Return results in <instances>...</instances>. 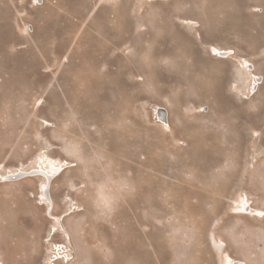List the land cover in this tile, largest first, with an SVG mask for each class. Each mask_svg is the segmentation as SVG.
<instances>
[{
	"label": "rangeland",
	"instance_id": "374dc122",
	"mask_svg": "<svg viewBox=\"0 0 264 264\" xmlns=\"http://www.w3.org/2000/svg\"><path fill=\"white\" fill-rule=\"evenodd\" d=\"M60 163L1 264H264V0H0V170Z\"/></svg>",
	"mask_w": 264,
	"mask_h": 264
},
{
	"label": "bare ground",
	"instance_id": "6f19581e",
	"mask_svg": "<svg viewBox=\"0 0 264 264\" xmlns=\"http://www.w3.org/2000/svg\"><path fill=\"white\" fill-rule=\"evenodd\" d=\"M233 53H235V52L232 51L230 53H227V51H223L222 55L228 56L229 54H233ZM51 170L52 171H48L46 168H44V166L33 167L30 169H17L16 171L11 172L9 174H2V172L0 170V182H2V183L12 182V181H9L8 178L11 176H15V175H24L23 177H21L22 179H26V178L40 179L41 184L39 185V193L41 194L40 199L42 201L40 204L46 205L48 215L53 219V221L59 223V222H61L62 219L58 216L53 215L54 202H53L52 197H51L50 183H52L57 177H59L62 174V172L64 171V164L60 163L58 165H55L54 168ZM48 189H49V191H48ZM48 192H49V196L47 194ZM61 227H63V226H61ZM57 231L65 233L62 229L54 227L51 230L52 235H54ZM61 248L63 250L65 247L63 245L53 244V251L59 250L61 252L62 251ZM64 253H65V251H64ZM61 254H62V252L60 253V255L58 257L57 253L53 252L51 254L49 261H48V264H56V262L60 261L62 258L65 259V257L61 256ZM55 255H56V258H55ZM68 261H69V259H68ZM66 262L67 261L64 260V263H66ZM0 264H1V262H0Z\"/></svg>",
	"mask_w": 264,
	"mask_h": 264
},
{
	"label": "water",
	"instance_id": "95a60500",
	"mask_svg": "<svg viewBox=\"0 0 264 264\" xmlns=\"http://www.w3.org/2000/svg\"><path fill=\"white\" fill-rule=\"evenodd\" d=\"M24 175H15V176H11V177H9L8 179H9V181H19V180H22V178L21 177H23ZM51 184V183H50ZM48 194V196H49V192L47 193Z\"/></svg>",
	"mask_w": 264,
	"mask_h": 264
}]
</instances>
